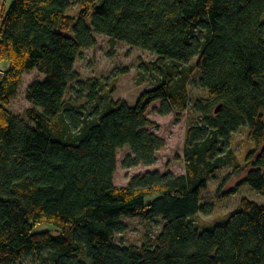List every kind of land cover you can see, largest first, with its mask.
I'll use <instances>...</instances> for the list:
<instances>
[{"label": "trees", "instance_id": "1", "mask_svg": "<svg viewBox=\"0 0 264 264\" xmlns=\"http://www.w3.org/2000/svg\"><path fill=\"white\" fill-rule=\"evenodd\" d=\"M97 36L157 57L143 66L156 87L134 106L113 100L114 84L94 92L92 80V105L68 97ZM0 63L8 65L0 77V264H264V205L244 198L210 230L194 222L213 212L202 207L203 192L235 159L231 137L244 128L254 144L246 179L218 197L244 185L264 197V0H0ZM32 71L44 80L29 86L30 108L19 116L9 106ZM191 84L205 94L195 102ZM155 102L162 115L192 114L186 172H148L118 187L120 150H131L123 162L131 169L156 164L166 147L148 130ZM124 218L160 232L124 246L116 242ZM41 223L57 234L35 232Z\"/></svg>", "mask_w": 264, "mask_h": 264}, {"label": "rangeland", "instance_id": "2", "mask_svg": "<svg viewBox=\"0 0 264 264\" xmlns=\"http://www.w3.org/2000/svg\"><path fill=\"white\" fill-rule=\"evenodd\" d=\"M97 45L88 50L82 51L77 61L76 70L80 73L79 83L74 84L68 97L75 101L78 107L92 105L90 100L92 92L87 88L89 81H97L98 87L94 90L100 91L101 95L108 93L111 85L114 84V101H124L134 106L140 96L156 87V81L150 80V72L143 75V66L156 61L157 57L148 51L129 46L125 43H118L113 48L109 39L97 36ZM7 64L0 63V77L5 73ZM194 74L192 81L198 78ZM44 76L37 71L25 73L18 95L12 100L9 109L16 115L23 116L30 108L27 101V90L35 81H43ZM102 86L105 88L103 89ZM204 92L197 89L193 84L190 86V97L193 102L202 97ZM104 99V98H103ZM162 103H153L148 110V118L155 124L148 127V130L156 133L166 140V147L157 154V163L152 166L140 165L135 168H123V162L131 155V150L125 148L118 152V170L115 174V184L118 187L127 186L131 178L148 172L161 174L171 173L175 176L183 175L186 172L184 160V146L188 128L193 124L192 114L175 110L169 115H162ZM231 148L235 159H230L224 167L211 177L208 188L203 192L201 204L204 207L210 204L213 212L210 215L198 214L194 222L200 231L210 230L226 221L229 216L240 209V203L244 198L251 199L259 205H264V197L254 191L249 185L239 188L238 192L227 197H218L222 188L225 191L233 190L246 179L244 172L245 159L248 153L254 149V144L249 138L247 129L236 132L231 137ZM239 164L241 171L236 174L235 164ZM223 192V193H224ZM125 231L116 235V242L124 246H143L145 237H156L160 232V224H147L139 218H124ZM57 228L48 223L38 224L35 232L49 231L56 233Z\"/></svg>", "mask_w": 264, "mask_h": 264}, {"label": "water", "instance_id": "3", "mask_svg": "<svg viewBox=\"0 0 264 264\" xmlns=\"http://www.w3.org/2000/svg\"><path fill=\"white\" fill-rule=\"evenodd\" d=\"M220 110V107L216 110V112H218Z\"/></svg>", "mask_w": 264, "mask_h": 264}, {"label": "crops", "instance_id": "4", "mask_svg": "<svg viewBox=\"0 0 264 264\" xmlns=\"http://www.w3.org/2000/svg\"><path fill=\"white\" fill-rule=\"evenodd\" d=\"M14 0H10V2H13Z\"/></svg>", "mask_w": 264, "mask_h": 264}]
</instances>
